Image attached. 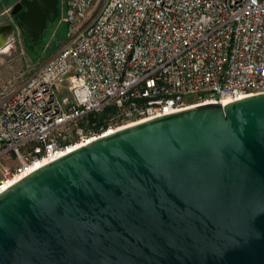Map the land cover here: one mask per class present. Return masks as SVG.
Wrapping results in <instances>:
<instances>
[{
    "label": "water",
    "instance_id": "95a60500",
    "mask_svg": "<svg viewBox=\"0 0 264 264\" xmlns=\"http://www.w3.org/2000/svg\"><path fill=\"white\" fill-rule=\"evenodd\" d=\"M10 14L32 53L59 0ZM0 31L9 46L14 26ZM0 264H264V92L119 129L18 179L0 192Z\"/></svg>",
    "mask_w": 264,
    "mask_h": 264
},
{
    "label": "built area",
    "instance_id": "2783aa9c",
    "mask_svg": "<svg viewBox=\"0 0 264 264\" xmlns=\"http://www.w3.org/2000/svg\"><path fill=\"white\" fill-rule=\"evenodd\" d=\"M59 6L65 40L0 86V164L15 166L0 185L119 129L264 92V0Z\"/></svg>",
    "mask_w": 264,
    "mask_h": 264
},
{
    "label": "rangeland",
    "instance_id": "374dc122",
    "mask_svg": "<svg viewBox=\"0 0 264 264\" xmlns=\"http://www.w3.org/2000/svg\"><path fill=\"white\" fill-rule=\"evenodd\" d=\"M16 1L17 0H10L0 8H7ZM60 17L61 8L59 6L57 21L46 29L45 32H47V36L39 47L34 48L32 53L24 46L20 32L15 24H13V20L9 14L0 17L1 26L8 24L14 26V35L9 43L11 51L6 54L0 53V86L19 73L23 72L25 70V61L27 59H30L33 63H36L37 61L42 63L50 56V54L53 53L58 44L65 40L66 25L59 23ZM12 164L13 162H10V164H0V181L4 180L5 169L12 173L15 171V166Z\"/></svg>",
    "mask_w": 264,
    "mask_h": 264
},
{
    "label": "bare ground",
    "instance_id": "6f19581e",
    "mask_svg": "<svg viewBox=\"0 0 264 264\" xmlns=\"http://www.w3.org/2000/svg\"><path fill=\"white\" fill-rule=\"evenodd\" d=\"M8 37H7V34L4 33L3 31H0V48H3V50L0 51V53H3V54H6L8 52L11 51V46L9 45L8 46ZM44 164H38L36 165V168H32L30 171H33L41 166H43ZM27 173L29 172H26V173H23L21 174L20 176H17L15 177L13 180H10L9 182L7 183H3L0 185V192L3 191L4 189H6L8 186H10L12 183H14L15 181H17L18 179L22 178L23 176L27 175Z\"/></svg>",
    "mask_w": 264,
    "mask_h": 264
},
{
    "label": "trees",
    "instance_id": "16d2710c",
    "mask_svg": "<svg viewBox=\"0 0 264 264\" xmlns=\"http://www.w3.org/2000/svg\"><path fill=\"white\" fill-rule=\"evenodd\" d=\"M10 0H0V7H2L4 4H6V3H8ZM1 9V8H0ZM57 21V19L53 22V23H55ZM52 23V24H53ZM51 24H48V26H47V28L50 26ZM46 31V30H45ZM47 36V32H44V37H43V41H44V39H45V37ZM42 41V42H43ZM42 44V43H41ZM40 44V45H41ZM88 120L90 121V122H99L100 120H101V118L100 117H96V116H89L88 117Z\"/></svg>",
    "mask_w": 264,
    "mask_h": 264
},
{
    "label": "flooded vegetation",
    "instance_id": "af4514ba",
    "mask_svg": "<svg viewBox=\"0 0 264 264\" xmlns=\"http://www.w3.org/2000/svg\"><path fill=\"white\" fill-rule=\"evenodd\" d=\"M12 16V15H11ZM12 18H13V16H12ZM43 37H44V35H43ZM43 37H42V39L40 40V42H39V44L38 45H36V47H39L40 46V44L42 43V41H43ZM22 40H23V38H22ZM24 42V41H23Z\"/></svg>",
    "mask_w": 264,
    "mask_h": 264
}]
</instances>
